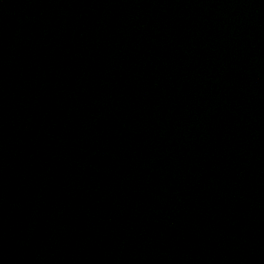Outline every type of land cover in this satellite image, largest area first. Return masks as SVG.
<instances>
[{
	"label": "water",
	"instance_id": "water-1",
	"mask_svg": "<svg viewBox=\"0 0 264 264\" xmlns=\"http://www.w3.org/2000/svg\"><path fill=\"white\" fill-rule=\"evenodd\" d=\"M0 264H264V0H0Z\"/></svg>",
	"mask_w": 264,
	"mask_h": 264
}]
</instances>
